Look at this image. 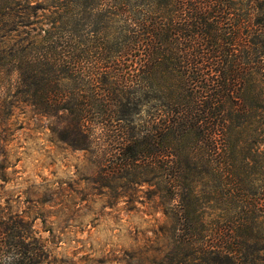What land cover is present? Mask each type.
Wrapping results in <instances>:
<instances>
[{
  "label": "trees",
  "instance_id": "trees-1",
  "mask_svg": "<svg viewBox=\"0 0 264 264\" xmlns=\"http://www.w3.org/2000/svg\"><path fill=\"white\" fill-rule=\"evenodd\" d=\"M0 89L161 209L133 264H264V0H0ZM17 225L0 264H40Z\"/></svg>",
  "mask_w": 264,
  "mask_h": 264
},
{
  "label": "rangeland",
  "instance_id": "rangeland-1",
  "mask_svg": "<svg viewBox=\"0 0 264 264\" xmlns=\"http://www.w3.org/2000/svg\"><path fill=\"white\" fill-rule=\"evenodd\" d=\"M55 120L0 89V219L33 234L40 264L135 263L133 251L156 239L161 209L144 193L132 204L100 190L85 152L52 134Z\"/></svg>",
  "mask_w": 264,
  "mask_h": 264
}]
</instances>
